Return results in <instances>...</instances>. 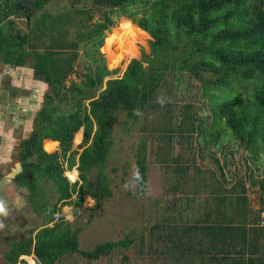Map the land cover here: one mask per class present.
Returning a JSON list of instances; mask_svg holds the SVG:
<instances>
[{
    "label": "trees",
    "instance_id": "trees-1",
    "mask_svg": "<svg viewBox=\"0 0 264 264\" xmlns=\"http://www.w3.org/2000/svg\"><path fill=\"white\" fill-rule=\"evenodd\" d=\"M55 1L0 0V61L24 67L28 59H33L34 77L48 85L33 131L19 150L23 171L17 182L28 192L25 202L34 214L43 216L44 223L35 234L11 243L5 257L7 264H28L22 256L31 255L40 264H55L75 253L98 260L115 248H129L135 243L128 236L98 244L93 250H81V228H74L61 215L62 208L73 206L78 212L90 197L100 209L102 202L113 196L106 161L114 144L115 123L122 115L137 122L157 100L169 104L172 87L182 89L185 77L198 82V98L210 104L212 121L206 136L215 144L229 138L238 142L248 155L246 172L226 190L214 173L208 178L201 169L193 178L184 179L186 168L180 167L176 159L178 166L170 191L187 194L191 183L194 194L208 190L213 197L206 199L204 206L199 205L202 214L194 217L196 224H158V230L170 231L159 238L171 243L167 255L178 263L199 258L211 264H264V226L256 225L264 208L252 209L246 185L254 174L250 160L255 163L264 156V0H91L102 15L99 21L90 23L95 12L85 6L75 10L84 15L76 21L77 29H84L77 33L78 40L68 38L71 10L59 15L50 11L36 15ZM19 2H26L32 12L31 27L23 32L14 20L26 15L16 12ZM121 16L132 20L150 39L122 77L105 82L119 70L108 68L99 49L104 45L105 33L115 24L114 17ZM8 26L11 29L7 32ZM47 38L49 43L45 42ZM82 42L86 49L81 53ZM82 55L89 60L84 70L77 68ZM183 110V118L189 123L187 130L199 133L201 123L195 124L194 107L186 104ZM81 129L82 150L71 151L75 134ZM182 138L191 146V135ZM164 139L169 144L172 137ZM45 140L59 142L60 151L48 153ZM73 168L79 172V180L71 183L65 172ZM147 169L143 142L134 170L141 196L147 190ZM253 184L261 188L264 204V177ZM54 189L57 200L52 203L50 191ZM173 202L166 206L169 214L165 217L171 222L175 219Z\"/></svg>",
    "mask_w": 264,
    "mask_h": 264
},
{
    "label": "rangeland",
    "instance_id": "rangeland-1",
    "mask_svg": "<svg viewBox=\"0 0 264 264\" xmlns=\"http://www.w3.org/2000/svg\"><path fill=\"white\" fill-rule=\"evenodd\" d=\"M74 4V0L51 2L45 9L38 11L36 15L38 16L44 11L59 15L63 11L71 10L72 20L67 25V29L70 31L68 38L69 40H78L77 33L84 31V29L82 27L77 29L76 21H79L84 15L76 13L75 10L85 6L88 10L95 12L90 23L99 21L102 10H97L91 0H81V3ZM14 20L16 27L22 32L28 27L26 15L15 17ZM114 21L115 24L105 33L104 45L99 50L106 58L108 68L119 71L107 77L105 82L111 78L122 77L130 61L141 56V49L143 46L146 48L147 41L150 39V36L138 29L132 20L121 16L114 17ZM123 23L128 25L127 29H130L131 32L123 28ZM10 29L8 26L5 31L8 32ZM49 41L47 38L45 42L49 43ZM38 44L42 45L40 42ZM83 48L86 49L82 42L81 53ZM146 50L148 51V49ZM125 52L128 54H123V57L118 60V53ZM85 61L89 60L82 55V62L77 68L84 70L88 66ZM33 62V59H28L26 67H31ZM183 80L182 89L176 86L172 87L169 104H165L166 101L163 99L157 100L154 107L146 108L140 114L137 122H132L125 115H122L115 123L114 144L106 161V173L112 179L113 196L104 200L100 209L95 208L96 202L90 197H86L81 210L78 212H74L73 206L62 208L61 215L74 228H81L79 235L81 250H93L98 244L121 241L128 236L134 238L135 243L133 242L134 244L129 248H115L108 256H102L98 260H89L75 253L63 256L55 264H211L201 262L199 258H196L194 262L183 260L182 263H178L174 258L167 255L166 248L171 246V243L166 242L163 237L170 231L156 228L158 224L167 221L170 225L179 226L196 224L197 222L193 221L194 217H200L202 214L199 205L204 206L205 200L213 197L209 194L210 192H207L208 190L194 194V187L191 186V183L187 187L189 191L187 194L182 191L172 193L170 183L175 174L174 168L178 166L175 160L179 161L180 167L186 168L183 174L184 179L193 178L199 174L198 171L201 169L208 178L211 173H214L228 190L235 186L236 181L246 172L245 165L248 155L246 150H243L234 139L229 138L224 142L220 141V143L215 144L206 136L205 131L212 121L210 104L206 99L198 98L200 90L197 81L188 77ZM175 95H177L176 99L173 98ZM186 104L194 107V113L197 115L195 124L201 123L199 133L198 131L189 132L187 130L189 123L182 115ZM181 129L183 130L181 131ZM78 133L75 134L71 151L79 148L77 144L80 140L76 141ZM184 134L192 136L188 141L191 146L187 145L186 138H182ZM169 135L172 139L168 144L167 139L164 138ZM143 142H145L147 154L148 185L145 195L141 196L134 179V170ZM6 158L11 160L15 158L14 165H17L19 150H10L6 154ZM225 161L229 163L224 165ZM250 163L254 174L251 180L246 182V185L249 189L250 205L253 210L259 211L264 208V204L261 202L262 192L261 188L253 183L264 177V156H260L255 163L250 160ZM221 167H223V171ZM0 172L7 176L5 180L8 181L7 189L9 190L8 194L0 197V264H7L5 257L6 253L11 250V243L19 241L31 233L35 234L43 226L44 220L43 216L34 214L25 202L28 192L25 189H20L19 185L14 187L16 172L9 165H0ZM96 173L97 171L94 172V174ZM65 175L71 183L79 180V172L75 168L66 171ZM1 177L2 175H0L2 180ZM9 185H13L15 190ZM166 190L170 192H166ZM50 192V200L54 203L57 200V192L55 189ZM20 194L22 200L18 199ZM178 198L181 200H176ZM187 198H190L191 201H188ZM171 201H175V208L172 210V216L175 218L173 222L165 217L169 214L166 206ZM189 205L188 210H185V207ZM183 210L185 211L183 212ZM181 211L182 217L180 216ZM259 221L256 225L264 226V212L261 213ZM159 236H163L162 239ZM261 240L264 241V235ZM247 256L245 254V257ZM22 258L27 260L28 264H40L35 255L23 256Z\"/></svg>",
    "mask_w": 264,
    "mask_h": 264
},
{
    "label": "crops",
    "instance_id": "crops-1",
    "mask_svg": "<svg viewBox=\"0 0 264 264\" xmlns=\"http://www.w3.org/2000/svg\"><path fill=\"white\" fill-rule=\"evenodd\" d=\"M47 90L48 85L34 77L31 67L6 65L0 61V165H9L16 174L23 171L20 160L16 158L18 164L14 165L15 158H6V154L10 150H21L22 142L30 137L34 119L42 107V98ZM79 132L78 146L83 140V129ZM44 149L48 153L59 152V142L45 140ZM0 175L1 197L8 194L9 190L8 181L5 180L7 176L2 172Z\"/></svg>",
    "mask_w": 264,
    "mask_h": 264
},
{
    "label": "water",
    "instance_id": "water-1",
    "mask_svg": "<svg viewBox=\"0 0 264 264\" xmlns=\"http://www.w3.org/2000/svg\"><path fill=\"white\" fill-rule=\"evenodd\" d=\"M23 11L26 13V21H27V26H30V21H31V17H32V12L30 7H27V3L26 2H19L16 5V12H20Z\"/></svg>",
    "mask_w": 264,
    "mask_h": 264
},
{
    "label": "bare ground",
    "instance_id": "bare-ground-1",
    "mask_svg": "<svg viewBox=\"0 0 264 264\" xmlns=\"http://www.w3.org/2000/svg\"><path fill=\"white\" fill-rule=\"evenodd\" d=\"M122 25H123V28H124L126 31H130V29H129V30L127 29V26H128V25H126V23H123ZM130 32H131V31H130ZM123 54H128V52L121 53V54L118 53V55H117L118 60H119V58L123 57ZM116 63H117V62H116ZM113 64H114V63H113ZM33 262H34V261H33Z\"/></svg>",
    "mask_w": 264,
    "mask_h": 264
},
{
    "label": "flooded vegetation",
    "instance_id": "flooded-vegetation-1",
    "mask_svg": "<svg viewBox=\"0 0 264 264\" xmlns=\"http://www.w3.org/2000/svg\"><path fill=\"white\" fill-rule=\"evenodd\" d=\"M22 173V171L20 172V173H18V174H16V176H15V178H14V180H15V182H16V184L14 185V187L17 185V182H18V180H19V175ZM25 175L28 177V178H31L32 177V175L31 174H29V173H25ZM21 189V188H20Z\"/></svg>",
    "mask_w": 264,
    "mask_h": 264
},
{
    "label": "clouds",
    "instance_id": "clouds-1",
    "mask_svg": "<svg viewBox=\"0 0 264 264\" xmlns=\"http://www.w3.org/2000/svg\"><path fill=\"white\" fill-rule=\"evenodd\" d=\"M23 257V256H22ZM22 259H24V258H22Z\"/></svg>",
    "mask_w": 264,
    "mask_h": 264
}]
</instances>
